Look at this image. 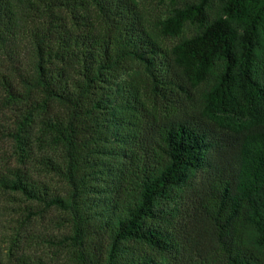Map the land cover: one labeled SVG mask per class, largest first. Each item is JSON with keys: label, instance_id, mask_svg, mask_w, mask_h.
I'll return each mask as SVG.
<instances>
[{"label": "trees", "instance_id": "trees-1", "mask_svg": "<svg viewBox=\"0 0 264 264\" xmlns=\"http://www.w3.org/2000/svg\"><path fill=\"white\" fill-rule=\"evenodd\" d=\"M160 2L0 0V195L76 264H264V0Z\"/></svg>", "mask_w": 264, "mask_h": 264}, {"label": "rangeland", "instance_id": "rangeland-1", "mask_svg": "<svg viewBox=\"0 0 264 264\" xmlns=\"http://www.w3.org/2000/svg\"><path fill=\"white\" fill-rule=\"evenodd\" d=\"M150 13H159L165 8L160 0H145ZM10 59L6 49L0 48V171L18 164L12 128L20 114L7 103L5 89L1 86L2 73L9 74ZM44 177V176H41ZM56 182V183H55ZM53 182L60 187L61 182L55 178ZM30 205L19 196L0 195V215L5 240L2 242L1 253L11 262L16 257L26 256L43 258L49 264H76L70 258L66 247H62V238L68 226L56 211L43 214H32L24 207ZM38 213V212H37Z\"/></svg>", "mask_w": 264, "mask_h": 264}]
</instances>
